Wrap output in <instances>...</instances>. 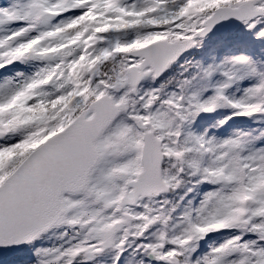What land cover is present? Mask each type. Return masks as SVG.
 Here are the masks:
<instances>
[{"label":"snow or ice","instance_id":"snow-or-ice-1","mask_svg":"<svg viewBox=\"0 0 264 264\" xmlns=\"http://www.w3.org/2000/svg\"><path fill=\"white\" fill-rule=\"evenodd\" d=\"M0 264H264V0H0Z\"/></svg>","mask_w":264,"mask_h":264},{"label":"rangeland","instance_id":"rangeland-1","mask_svg":"<svg viewBox=\"0 0 264 264\" xmlns=\"http://www.w3.org/2000/svg\"><path fill=\"white\" fill-rule=\"evenodd\" d=\"M210 119V118H209Z\"/></svg>","mask_w":264,"mask_h":264}]
</instances>
